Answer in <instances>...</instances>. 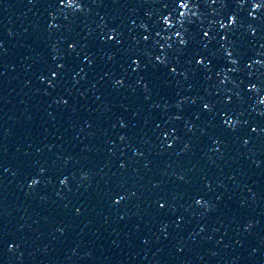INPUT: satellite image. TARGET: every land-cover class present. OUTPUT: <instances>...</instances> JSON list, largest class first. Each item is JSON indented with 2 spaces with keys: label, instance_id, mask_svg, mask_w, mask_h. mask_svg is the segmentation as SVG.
<instances>
[{
  "label": "water",
  "instance_id": "obj_1",
  "mask_svg": "<svg viewBox=\"0 0 264 264\" xmlns=\"http://www.w3.org/2000/svg\"><path fill=\"white\" fill-rule=\"evenodd\" d=\"M0 264H264V0H0Z\"/></svg>",
  "mask_w": 264,
  "mask_h": 264
},
{
  "label": "snow or ice",
  "instance_id": "obj_2",
  "mask_svg": "<svg viewBox=\"0 0 264 264\" xmlns=\"http://www.w3.org/2000/svg\"><path fill=\"white\" fill-rule=\"evenodd\" d=\"M184 5H182V7H183Z\"/></svg>",
  "mask_w": 264,
  "mask_h": 264
}]
</instances>
